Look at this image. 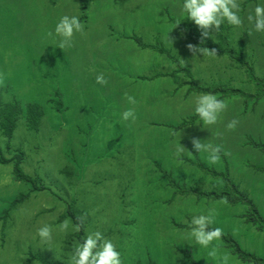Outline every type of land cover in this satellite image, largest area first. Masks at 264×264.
Instances as JSON below:
<instances>
[{"label": "rangeland", "instance_id": "1", "mask_svg": "<svg viewBox=\"0 0 264 264\" xmlns=\"http://www.w3.org/2000/svg\"><path fill=\"white\" fill-rule=\"evenodd\" d=\"M238 2L244 24L221 25L201 43L182 0H0V101L23 109L10 136L0 129L9 161L0 163V264H69L90 231L110 239L123 264H216L181 239L192 216L212 208L222 249L238 264H264V33L246 19L259 0ZM64 15L84 30L62 50L48 33ZM101 73L105 85L96 83ZM205 93L229 102L209 127L195 114ZM126 96L138 101L134 121L121 119L132 107ZM232 119L239 123L228 130ZM192 139L221 145L220 161L198 154ZM179 140L193 155L185 151L182 164ZM16 157L47 189L16 178ZM66 218L82 225V238L72 232L56 235L52 249L42 245L37 229ZM224 237L256 260L233 253Z\"/></svg>", "mask_w": 264, "mask_h": 264}, {"label": "clouds", "instance_id": "2", "mask_svg": "<svg viewBox=\"0 0 264 264\" xmlns=\"http://www.w3.org/2000/svg\"><path fill=\"white\" fill-rule=\"evenodd\" d=\"M181 10L184 19L193 22L201 30V43L204 42V39L214 41L215 34L222 32L221 25L227 24L235 29L244 24V18L241 15L242 9L238 0H182ZM246 19L255 32L264 33V0H259L254 12L248 14ZM182 20H178L176 26ZM83 30L84 25L78 16L64 15L56 23L54 32L48 33V36L59 37L56 48L63 50L72 48L74 34L81 33ZM169 42L172 45V42ZM188 47L194 55L202 54L203 57L216 55L215 50L210 51L206 47L193 45H188ZM96 83L99 85L107 84L103 73L96 76ZM126 100L132 107L121 114V119L134 121L136 119L135 107L138 101L134 96H126ZM228 107L229 102L227 100L218 98L212 93H205L196 99L195 114L205 127L214 126ZM238 123L237 119H232L227 123L226 128L233 130ZM207 141L192 139L191 143L198 154L207 153L209 162L217 164L221 159L222 146L213 145ZM185 151L187 150L180 144L179 140L175 152V158L179 164L183 163L182 156ZM187 153L193 156L189 151ZM220 203L226 204L227 201ZM216 214L215 208H212L208 209L206 214L193 215L186 234L181 239L190 242L191 245H195L199 249L207 250L208 257L212 258L216 264H238L230 252L222 249L223 229L212 227L215 223ZM81 227V224H73L70 219L66 218L59 224H44L37 229L36 235L42 245H49V249H52L56 235L66 236L72 232H79ZM55 247L62 250L59 241L55 243ZM68 260L69 264H123L117 246L99 231L87 232L82 240L75 242L70 253H68Z\"/></svg>", "mask_w": 264, "mask_h": 264}, {"label": "trees", "instance_id": "3", "mask_svg": "<svg viewBox=\"0 0 264 264\" xmlns=\"http://www.w3.org/2000/svg\"><path fill=\"white\" fill-rule=\"evenodd\" d=\"M201 88V87H200ZM200 91H206V90H202L199 89ZM198 90V91H199ZM209 92H212V90L208 89ZM207 92V91H206ZM23 109L20 107V105L17 102H1L0 101V129L3 132L4 135L6 136H10L12 134V131L15 127L16 124V120L17 117L20 115H23ZM30 111V113L28 112ZM27 111L26 116H27V123H29L28 125L30 126V124L32 123V125L34 124L35 127L37 125V114L34 113L35 108L34 107H29V110ZM16 161L14 163V174L16 176V178L20 181L23 182H29L32 184V189L35 191H38L40 189H47V187L40 185L38 186L36 184V179H32L31 177H29L28 175H26L23 170L20 167V159L19 157H16ZM0 163H9V161L5 158V156L2 154L1 149H0ZM218 175V174H215ZM174 186V185H173ZM199 195H204V196H208V197H217L219 198L222 194H216V193H200ZM21 201V199H20ZM244 201V200H243ZM235 202V201H234ZM250 201H248L249 203ZM252 207L253 210H255V207L252 205V203H249ZM73 220L75 221V219L73 218ZM252 220L254 222H260L263 223V220L259 217L257 218H252ZM82 232H83V227H81V230L78 232L79 236H82ZM78 235V234H77ZM80 236V237H81ZM82 238V237H81ZM225 242L229 245V247L232 249L233 253L238 254L239 257L243 258V259H255L253 255L247 253L245 250H243L241 248V246L238 245L237 241L234 239H230V237H224ZM256 260V259H255ZM259 261V260H257Z\"/></svg>", "mask_w": 264, "mask_h": 264}, {"label": "crops", "instance_id": "4", "mask_svg": "<svg viewBox=\"0 0 264 264\" xmlns=\"http://www.w3.org/2000/svg\"><path fill=\"white\" fill-rule=\"evenodd\" d=\"M248 252V251H247ZM250 253V252H249Z\"/></svg>", "mask_w": 264, "mask_h": 264}]
</instances>
